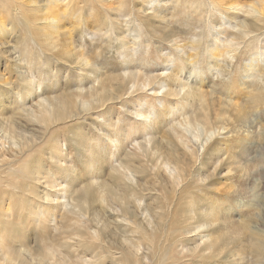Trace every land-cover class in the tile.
<instances>
[{"label":"bare ground","instance_id":"bare-ground-1","mask_svg":"<svg viewBox=\"0 0 264 264\" xmlns=\"http://www.w3.org/2000/svg\"><path fill=\"white\" fill-rule=\"evenodd\" d=\"M31 1L35 6L29 8L35 14L41 6L39 7L38 0ZM47 1L51 7L58 8L60 4H63L67 9L72 3L71 0ZM149 1L154 3L158 0ZM25 3V0H0V65L3 63L10 67L12 64V69H8L14 71L16 68L20 79V83L10 84L0 75V88L3 92L0 95V264H166L171 263V257L167 258L166 255L164 257L166 249H171L177 254V258H172L173 264H183V259L186 257H191V259L231 258L235 263L245 262L248 259L252 264L253 262L261 264L264 259V234L255 231L251 223L249 224L250 218L247 216L249 220L242 224H236L230 220L228 222L225 218L222 221L219 219L220 216H215V210L219 209V203L223 202L218 198L219 195H225L224 191L217 189L214 194L207 196L210 197V201L209 208H206L203 201L197 203L195 198L193 199V195L197 193L192 194V190L195 191L194 186H199L200 191L203 190L201 186L205 188V185L215 177L218 169L226 164L230 165L228 172L236 175L244 170L247 171L245 169L247 163H249L248 166H251V163L255 165L253 160L244 161L243 157L240 159L241 155L249 157L252 149L249 146L248 151L238 152L239 155H228L223 159L221 156L216 158L208 167L204 166L202 161L204 153L200 154V150L203 149L206 152L209 149L208 143L221 130L222 127H215V124H222L225 119L228 121L220 110L222 108H219L220 104L218 107L220 101L217 103L214 97L209 99L205 88L210 84L214 86L216 83L214 81L226 73L229 59L232 62L248 40L261 38L264 34V2L241 7L239 5L230 6L228 10L232 9L233 14L229 12V16H225L220 13V21L215 20L213 15L210 16V19L213 18L214 21L210 23L212 41L206 52L208 56L206 61H204L206 56H200L198 53L203 45V38L200 36L202 33L195 34V37L187 42V39H182L180 36L175 37L174 32L168 31L164 35L172 38L173 47L185 56L182 55L179 64L172 55L163 57L160 70L145 67L144 64L136 68L137 64L135 66L129 64L130 60L123 74L114 76L103 74L102 70L95 68V63L82 59L83 62L78 64L81 71L79 76H84L86 71L90 70L92 77L84 76V79H88L89 86L81 84L72 91L65 88V92L59 96L48 94L51 88L38 74L41 67L38 63L32 64L28 59H23V55L19 53L21 50H18L24 43L34 44L38 50H42L37 38L44 37L45 44L55 51L58 47L56 35L59 34L60 27L57 9L52 10L50 5H45L44 17L39 19L24 11ZM85 3L88 2L85 1ZM85 3L84 10H86ZM188 4L191 6L184 9L189 11V14L193 11L194 14L199 15L198 23H204L206 11L202 9H206L208 4L196 3V0H189ZM176 6L178 11L182 9L181 6ZM67 9L63 12L65 16L70 12V9L69 12ZM243 9L247 16L239 12ZM104 11L106 13V9ZM100 13L104 14L101 11ZM138 13L140 16L137 15L132 20L123 22L125 26H128L127 32L138 33L134 36L135 46L141 39L140 30L153 28L151 14L147 13L145 8H142V11L139 10ZM141 15L144 20L141 19ZM80 16L79 18H82ZM248 16L253 19L250 20ZM106 19L110 20L109 17ZM38 20L43 23L38 24ZM218 21L224 28L220 27L219 30H215L217 26L215 27L214 24ZM226 24L230 26L225 27ZM231 26L235 28L232 29ZM112 35L116 36L114 39L116 41H125V38L118 39V34L112 32L108 36L110 42L113 41ZM222 35H224L223 39H221ZM6 36L10 39L7 40L8 42L4 41ZM69 41L67 44H70ZM262 47H257V51L241 70L243 80L258 79L257 82L261 84L263 96H251V104L259 109L258 112L264 109V48ZM135 49L136 47L130 50L136 51ZM147 50L150 53V48ZM71 51H67L70 56ZM53 57H55L54 52ZM124 57L128 58V55L125 54ZM170 65L172 70L169 68ZM158 71H163V73L158 74ZM81 79L83 82V77ZM229 84L236 85L238 89L236 82L226 83L225 86ZM241 84L244 85V83ZM22 91H28L31 95L28 99L35 100L33 107L32 104L27 107V99ZM148 92H152V95L160 99V102L167 99L176 105L172 104L173 107L163 110L164 126L157 128V130L163 129L164 131L160 140L154 136L156 133L153 134L151 131L155 124L154 118L157 116V113L151 111L154 105L135 103L134 106L132 104L133 107L127 108L126 118H130L132 123L136 122L139 126L141 124V128L145 130L139 133L129 134L128 130L124 133L120 132V125H123L119 123L121 120H113L111 116L102 120L101 123L93 120L96 116L102 117L103 110L114 105H126L128 103L126 100H134L141 96L150 97V95L145 96ZM9 94L14 95L12 101L8 98L9 108L13 113L6 117L3 114L2 104L5 95ZM229 106L235 107L232 104ZM238 111L241 110L238 109ZM240 115V120L245 121L246 115L244 113ZM81 121L89 122L93 126L99 124L102 127L104 125L106 130L98 128V132L101 133L99 139H92L95 135L93 132L87 135L89 142L87 166L91 167L92 171L88 176V183L85 179L84 182L79 180L82 182L80 186L79 183L77 184L79 188L75 186L73 189L70 182L71 166L74 163L71 161V148L64 149L56 137H52L50 143L45 146H39L45 142L47 134L59 133L63 128L68 129L75 125L80 126ZM76 122L78 123L75 124ZM249 125L246 128H249ZM130 129L132 130L133 127ZM249 130L245 135L247 140H250ZM37 131L42 132L39 134ZM79 131H81L80 128ZM123 134L128 135L124 137ZM235 140L238 141V138ZM130 144L132 145L131 150L127 151ZM96 145L103 147L101 156L109 169L107 179L102 178L103 173L98 175L103 165L101 158L97 159L101 163L94 159L96 154L98 155L95 153ZM227 151V147L222 150L223 156L228 154ZM37 152L39 157L32 161ZM255 160H258L257 167L254 169L249 167L248 171L252 174L258 170L260 175L264 174V169L262 170L264 151L261 158ZM35 161H40L39 169L36 166L34 169L31 167ZM51 166L56 168V173H52ZM234 166L239 169H233ZM63 173H67L66 177L62 175ZM158 178H161V181ZM64 181H67L66 184ZM163 181L166 183L163 184ZM211 184L212 182L209 186ZM214 184L217 185L215 182ZM230 190V196H241L239 189L232 187ZM190 192L193 197L189 203L186 199L187 205H185L183 200ZM150 197H153L154 203L147 204L145 199ZM153 199L149 200L153 201ZM58 209L61 210L59 213L64 229L60 231L59 237L56 235L53 239L46 238L47 230L53 228L50 226L56 222V210ZM55 227L56 230H60L59 223H56ZM213 227L217 229L204 234ZM35 230H42L46 238L43 244H39L36 249L29 243L31 231ZM62 235L66 237L63 238ZM190 243L194 246H190ZM87 255H90L89 258L86 257Z\"/></svg>","mask_w":264,"mask_h":264},{"label":"rangeland","instance_id":"rangeland-1","mask_svg":"<svg viewBox=\"0 0 264 264\" xmlns=\"http://www.w3.org/2000/svg\"><path fill=\"white\" fill-rule=\"evenodd\" d=\"M25 1H26V3H25L26 7L24 8V11L32 14L34 16V18L40 19V18L44 17V13H45L44 6L45 5H50V7H51V4H48L47 0H38L39 7L41 6V8H39V10L35 14H33L32 10L30 8L34 7L35 4H33L31 0L29 2H27V0H25ZM85 1L88 3H85ZM85 1L84 0H74V1L71 0L72 3L69 4L70 12L68 11L69 9L64 7L63 4L59 5L60 8L59 7L58 8L51 7L52 10L57 9L58 12L56 11V13L59 15V18H60L59 34L56 35V38H58L57 39L58 40V47L55 48V51L49 45L45 44V41H44L45 38L44 37H42V38L38 37L37 38V41L40 42V44H41L40 48H42V50L41 49L38 50L34 46V44H26V43L21 44L20 48L18 49L19 51L21 50L19 53L21 55H23V59H25V60L28 59V61L32 64L38 63L39 67H41V69L38 70L39 71L38 74L41 76V78L45 79L46 85L49 86V88H51L50 89L51 91L48 92V94L51 96L52 95H56V96L62 95L65 92V88L71 89V91H72V90H75L81 84H84L86 87L89 86L88 79H86V78L84 79V76H86L87 78L92 77V74L89 72L90 70L86 71L84 76H79L81 71L79 68L80 66L78 64H81L83 62V60H86V59L95 63V68L102 70L103 74H106V75L109 74V75H114V76H118L120 74H123V72H124L123 70H125L126 64H128L130 60H131V62L134 60V62H132V63L130 62L129 64H132L134 66L137 64L136 68H140V67L145 65V67H151L155 70H160L162 67L163 57L168 56V55H172V56H175L176 62L179 64L180 63L179 60L183 54L181 55L173 47L174 41L173 42L171 41L172 38H169L168 36L164 35L168 31L174 32L175 37L180 36V37H182V39H187V42L189 41L190 38L195 37V34L202 33V34H200V36H202V38H203V45L201 46L198 53L200 54V56H206L205 57L206 59H204V61H206L208 59L206 52H207V49L210 46L211 41H212L211 36H210V31H211L210 30V23H212L214 21V19L220 21V13H223V15H225V16H229L228 15L229 12L231 14H233L234 11L232 9L228 10V8H230V6L239 5V7H241L244 5H251L254 3L255 4L256 3L261 4L262 2H264L263 0H213V1L212 0H196V3L204 2L206 5L208 4L207 5L208 7H206V9L205 8L202 9V10H204V12L206 11L204 13L205 22L202 23L203 24L202 25V24L198 23V20H200L199 15L194 14L193 11L190 12V14H189L188 13L189 11L184 9V8L191 6L190 4H188L189 0H172V1L171 0H158L157 2H154V3H151L149 0H134V1H132V0H90V3H89V0H85ZM190 1H192V0H190ZM92 2H93V5H92ZM169 2H171V3H169ZM84 3H85V9L86 10H84ZM161 3H162V5H161ZM77 4H78V6H77ZM174 4L181 6L182 9H180V11H178L177 6ZM82 6H83V8H82ZM86 6H87V8H86ZM91 7H92V9H91ZM107 7H108V10H107ZM142 8H145L147 13L151 14L150 16H152V17H150V18H151V22L153 24V28L152 27H149L146 29L142 28L140 30L141 39L137 42V45L135 46L133 44L134 36L137 35L138 33L136 34V32H133V31L127 32L128 26H125L124 23L126 21L132 20L133 18H135V16L139 15L138 11L139 10L142 11ZM165 8H167V9H165ZM66 9L69 12L68 13L69 15L65 16L63 12L66 11ZM76 9H78V10H76ZM105 9H106V13L104 11ZM99 10L101 12H104V14L100 13ZM185 10H186V12H185ZM153 11L155 13H153ZM226 11H228V12H226ZM239 12L241 13V15L247 16L245 14L246 12L244 9L239 10ZM72 13H73V15H70ZM76 13L78 15H76ZM177 13H179V14H177ZM95 15H96V17L98 15H101L99 17L101 19H99L98 17L96 18ZM143 15H144V13H143ZM192 15H194V16H192ZM211 15H213L214 19L213 18L210 19ZM79 16L82 18H79ZM73 17H75V18H73ZM107 17H109L110 20H107L106 19ZM248 17L250 18V20L253 19V17H251V16H248ZM160 18L163 20H161ZM172 18H174V19H172ZM141 19L144 20L143 16ZM241 19H243V18H241ZM78 20H80V21H78ZM103 20L105 23L103 22ZM174 20H176V21H174ZM219 21L215 22V24H214L215 27L217 26L215 30H219L220 27L224 28V26L219 24L220 23ZM78 22H80V24ZM188 22H190V24ZM37 23L41 24L43 22L38 20ZM119 23H120V25H119ZM105 24H107V25H105ZM226 26H230V25L226 24L225 27ZM112 27L115 29H113ZM204 27H206V28H204ZM231 28L234 29L235 26H231ZM118 29H119V31H118ZM67 30H69V31H67ZM187 30H189V32ZM94 31H96V32H94ZM107 31H108V34L109 33L111 34L112 32H114V34H118V36H117L118 39L125 38V41L124 42H120L119 40L116 41V40H114L116 36L112 35L113 41L110 42L108 39V36L110 34L106 35ZM229 31L232 32V30H229ZM70 34H71V36H70ZM103 34H105V35H103ZM167 38H169V39H167ZM223 38H224V35L221 36V39H223ZM69 39H71V40L69 41ZM7 40L8 41L10 40L8 36L5 37L4 41L8 42ZM263 40H264V34L261 36V38H252V39L248 40V42L239 50V52L235 56L236 58L234 60L232 59V62L230 61L231 59H229L228 65L226 66V73H224L222 76L220 75L219 79H216V81H214V82H216V83H214L215 87L210 84L205 88V92L207 93L209 99H210V97H214L216 99L217 103L220 101L218 103V107L220 104L219 108H222L220 110H221L222 114L224 113L223 115H225L227 117L228 121L225 119V122H223L222 124L221 123L215 124V127H222L220 130L221 132L220 131L217 132V134L213 137L212 141L208 143L209 144L208 146L210 149V150L208 149L209 151L206 150V152H204L203 149L200 150V154L204 153V156L202 159L204 166L208 167V165H210L212 161H214L216 158H219L220 156L222 157V159L226 158L228 155L234 156V154L236 155V154H238V152L243 153L244 151H246L250 147L252 149L250 151L249 157H247L246 155H241L240 159L243 157L244 161H247V159L253 160L255 162V165H254V163H251L252 165L248 166L249 163H247L246 164L247 167L245 168L247 171L244 170L245 172L242 171V172H240L241 174L237 172L238 174L236 175V174H230V172H228L230 165L226 164V165L222 166L220 169H218L217 174L210 181V182H212V184L210 186H209L210 182H208L207 183L208 185L206 184L205 188H204V186H201L203 188V190H201V191L199 190V188H200L199 186H194L195 191L193 189L192 194H194L195 192L197 194L193 195L194 196L193 197V196H191L192 194L190 192L189 194H187L185 196V198L183 200V204L187 205V202L189 203V201H191V199L193 197V199L195 198L194 200L197 203H201L203 201L205 207L209 208L210 197H207V196H211L212 194L215 193L214 192L215 190L220 189V191H224L225 195H222V196L219 195L218 199L222 200L223 202L219 203V205H218L219 209L215 210L216 215L215 214L214 215L218 216V217L220 216L219 219L220 220L222 219V221H224L225 219H228V222L230 220V221H234L236 224H242V223L248 221L250 218L249 224L251 223L250 225L253 226L255 231H257L261 234H264V180H263L264 174L260 175L259 171L257 170V172L252 173L253 174L252 175L250 173V171H248V170H249V167H251L252 169L257 167V165H258L257 161L258 160H255V159L261 158V154L264 151V109H262L263 111L260 110L261 112H258L259 109H256L255 105L251 104V96L252 95H256V96L260 97L261 95L263 96V93L261 92L262 90L260 88L261 84L259 82H257L258 79H256L255 81L254 80L250 81L251 79H248V78L243 80L244 77H242L241 70L243 68H245L247 62L250 61V58L257 51V47L263 46L262 48H264V44H263L264 41ZM68 41L70 44H67ZM135 47H136V49H135L136 51L130 50V49H134ZM148 48H150V53H148V50H147ZM68 50H72L71 56L69 55V53L67 54ZM40 51H43V53L42 52L40 53ZM53 52H54L55 57H53ZM133 52H137V53L133 54ZM125 54L128 55V58L124 57ZM158 56L160 57V59ZM75 57H77V58H75ZM204 61L202 60V62H204ZM222 64H224L223 61H222ZM71 65H73V66H71ZM8 68L12 69V64L10 65V67L9 66L7 67L3 63H1L0 75L3 76L4 79L8 80V82L10 84L11 83L12 84L13 83H16V84L20 83L18 70L16 68H14V71H11ZM169 68H171L170 70L173 69L171 65L169 66ZM48 73L51 75H49ZM157 73L161 74V73H163V71H158ZM47 77H48V79H47ZM82 77L84 79L83 82L81 81ZM102 77H105V76H102ZM230 82H232V83L236 82L238 89H236V85H230L229 84L228 86H225L226 83L228 84ZM241 83H244V85H242ZM8 86H9L8 89H10V85H8ZM5 87H7V85H5ZM22 88H23V86H22ZM211 88H213V89H211ZM2 93H3L2 89L0 88V95ZM6 94H7V92H6ZM22 94H23V96L25 95L24 97L27 99V107H30L31 104L33 107V105H35V103H34L35 100H32V98L28 99L31 96L30 93L28 91H22ZM148 95H150V97ZM145 96H148V97L146 98L144 96H141L139 98H135L134 100L133 99L132 100H126V101H128V103H126V105L125 104H122L120 106L114 105L115 107L113 106L111 108L103 110L102 117L96 116V117H94L93 120H95V122L101 123V122H103L102 120L109 118L111 116L113 118V120H118V119L121 120L122 123L121 122H119V123L123 124V125H120V132L124 133L125 130H128L129 134L139 133V132H143L145 130L143 128H141L142 127L141 124L139 126L138 123H136V122L132 123L130 118L129 119L126 118L127 108L133 107L135 105V103H138V104L147 103L148 105H154L156 108L153 106V108H151V111H152V113L153 112L157 113V116H155V118H154L155 124H153L151 131L153 134L155 132L156 134L154 136L155 137L157 136L156 138L158 140H160L162 133L164 131H163V129L157 130V128H158V126H162V125L164 126V124L162 122L164 120L163 110L165 108H170L172 106V104H173V106H176V105H175V103L171 102V100H167V99L160 102V99L153 96L152 92H148L147 95H145ZM13 97H14V95L9 94L8 96L5 95V97L3 98V104H2L3 109H4L3 114H5L6 117L10 116L11 113H13L12 110L9 108L10 105L8 103V98H10V100L12 101ZM220 98H222V99H220ZM221 100H224V101H221ZM132 104H133V106H132ZM184 104H186V103H184ZM221 104L224 106H222ZM231 104L235 105V107L232 106L233 107L232 108L231 106H229ZM14 107H16V105ZM196 108H197V106H196ZM238 109L241 111H238ZM238 112H240V113H238ZM242 113H244L246 115L245 121L240 120V116H241L240 114H242ZM128 122L129 123L131 122V123L129 124ZM160 122H161V124H160ZM77 123L78 122H76L75 124H77ZM79 123H80V126L75 125V126H71V128H68V129L63 128V130L59 133L47 134L46 135L47 137H45V142L39 146V147L45 146L46 144L50 143L52 137H56L60 140V146L63 145L64 149L67 147H68V149L71 148V161H74V163L71 166V180H70V182L73 185V187H72L73 189L75 186L77 188H79L77 184L79 183V186H80V184L82 183V182H79V180L80 181L83 180V182H84V179H85V182L88 183V176H90L89 174L92 171L91 167L87 166L88 161H89V155H87V154H89L88 153V147H87L89 142H88V139L86 138L87 135L90 132L91 133L93 132V134H95L97 136L94 135V137L92 139H94V138L99 139V136L101 134L98 132L99 129L100 130L101 129L106 130L104 125L102 127H100L99 124L93 126V125H90V123L86 122V121H81ZM247 123L250 124L249 128H246V127H248ZM131 125H134V126H131ZM130 127H133V129L131 130ZM79 128L81 131H79ZM248 129H250L249 130L250 131V134H249L250 140H247V137H245V135H247L246 132H248ZM164 130H166V129H164ZM41 132L37 131V133H39V134ZM140 134H142V133H140ZM125 135H128V134H123L124 137H126ZM252 136H254V137H252ZM41 137L42 136H40V138ZM237 138H238L239 143L237 140H235ZM66 139H68V140H66ZM82 139H84L86 142L83 141ZM229 139H231V140H229ZM71 140H73L72 143H71ZM139 140H141V139H139ZM68 141L70 143H68ZM236 141H237V143H236ZM213 143H215V144H213ZM71 144H73V146H71ZM212 144L215 146H213ZM210 146H212V147H210ZM39 147H37V148H39ZM47 147H49V145H47ZM80 147H82V148H80ZM131 147H132V145L130 144L126 150L127 151L131 150ZM226 147L228 150L227 151L228 154L223 156L222 150H225ZM94 148H96L95 153H98V155H99L98 156L96 154V157H94V159L100 160V158H101L102 160H100V161L102 163L99 160H97V161L103 165L102 166L103 169H102V171H98V175L103 173L102 178L107 179L109 169H108L106 163L104 162V160L101 156V155H103V154H101L103 147H102V145H96ZM233 148H234V150H231ZM216 152H217V154H216ZM79 153H81V154H79ZM85 154H86V156H85ZM212 154L213 155L216 154V155L213 156ZM216 156H218V157H216ZM38 157H39V154L37 152L36 155L34 156V158L32 159V161ZM201 158L202 157L200 156V159ZM197 164L199 165L200 162L198 161ZM32 165L33 166H31V167H33V169H34L35 166L37 168L40 167L41 163H40V161H35V163ZM253 165H254V167H252ZM262 165L263 164H261V166ZM235 167L236 166H234L233 169H239L238 167L237 168H235ZM262 167H264V165ZM100 169H101V166L99 165V170ZM209 169H210V172L212 173V168L210 167ZM263 169L264 168H262V170ZM50 170H52V173L57 172L56 168L54 166H51ZM47 171H48V169H47ZM74 171H75V173H74ZM201 172H203V170H201ZM249 173H250V175H249ZM65 174H67V173H63L62 175L64 176ZM240 175H242V176H240ZM64 177H66V175ZM238 177H239V179H238ZM213 180H215L214 182L217 185L214 184ZM159 181H161V178L159 179ZM66 182L67 181H64L65 184H66ZM164 183H166V181L165 182L163 181V184ZM231 185H233V186H231ZM213 187H215L216 189H214ZM232 187L239 189L241 192V196H236V197H233L232 195L230 196L229 193L231 192L230 189H232ZM242 188L245 191H243ZM200 192H202V193H200ZM210 192H212V193H210ZM204 194H206V196H203ZM245 196H247V198ZM204 197H205V199H204ZM231 197H233V198H231ZM149 199L152 200L153 197H150L147 200L145 199V202H148L147 204L154 203V199H153V201H150ZM186 199L188 200L187 202L185 201ZM216 201H219V200H216ZM227 204L229 206H227ZM186 208H188V207L186 206ZM56 211H57L56 222L55 223L53 222L51 224L50 227H53V228H51L50 230H47L48 236L46 238L50 237L53 239L56 235H58L57 237H59L60 231H63V229H64L63 228L64 224L62 223V217H60L61 216V214H60L61 210L58 209ZM229 218H231L232 220ZM56 223H59L60 230H56V227H55ZM215 229H217V227L211 228L208 232H205L204 234H209L210 232H213ZM30 235H31V237L29 238V243L31 244V246H35V247H33L34 249L38 248L39 244H43V240L46 239V238H44V234H43L42 230H35L33 232L31 231ZM62 236H63V238L66 237L64 235H62ZM198 241H200V239H198ZM190 246H194V244L190 243ZM165 255L167 258L171 257L170 258L171 263H166V264H173L172 258H177L176 252L172 251L171 249H166L164 251V257H165ZM89 256L90 255H87L86 257L89 258ZM253 258H255V257H253ZM207 259L206 258H201V259L200 258H197V259L192 258L191 259V257H186L183 259V264H186V263L187 264H198V263L199 264H216V263L217 264H240V263L241 264H252V262H250V260H248V259H246L245 262H239V263H235L234 260L231 258H228V259L227 258H207ZM212 259H213V261H212ZM253 264H255V263L253 262ZM261 264H264V259L261 262Z\"/></svg>","mask_w":264,"mask_h":264}]
</instances>
